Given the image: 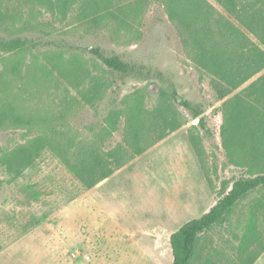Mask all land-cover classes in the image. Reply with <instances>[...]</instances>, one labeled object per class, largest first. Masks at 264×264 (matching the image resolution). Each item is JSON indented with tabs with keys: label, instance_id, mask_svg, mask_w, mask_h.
<instances>
[{
	"label": "rangeland",
	"instance_id": "374dc122",
	"mask_svg": "<svg viewBox=\"0 0 264 264\" xmlns=\"http://www.w3.org/2000/svg\"><path fill=\"white\" fill-rule=\"evenodd\" d=\"M15 36L38 46L0 50V264H171L170 233L214 204L222 182L244 173L241 154L230 155L221 133L222 105L234 92L219 99L198 71L167 0H0V38ZM94 46L131 71L107 69L88 51ZM172 89L201 109L204 127L170 100ZM112 107L144 110L146 118L156 108L174 111L183 123L89 189L47 149L20 175L6 169L16 148L37 137L122 143L123 115L104 134ZM257 201L264 205V189L200 238L202 260L234 255ZM253 213L262 229L264 208ZM262 254L254 264H264Z\"/></svg>",
	"mask_w": 264,
	"mask_h": 264
},
{
	"label": "trees",
	"instance_id": "16d2710c",
	"mask_svg": "<svg viewBox=\"0 0 264 264\" xmlns=\"http://www.w3.org/2000/svg\"><path fill=\"white\" fill-rule=\"evenodd\" d=\"M213 1L225 14L207 0H167V5L171 20L187 41L196 68L209 77L217 97L222 99L234 92L222 105V141L230 155L241 154L243 161L239 163L245 170L228 183L222 182L218 199L206 211L170 233L171 264H218L209 258L202 260L196 250L197 242L221 224L245 196L264 189V0ZM37 46L38 42L29 38H0L3 52L28 51ZM88 51L111 71L123 74L131 71L130 65L117 54H106L99 46ZM170 98L204 127L201 109L180 97L175 89ZM151 114V118L145 117L144 110L123 114L119 108L112 107L105 118L104 134L116 130L123 115L122 143L105 148L92 140L57 144L37 137L36 141L16 148L6 162V169L20 175L47 149L84 189H89L183 123L174 111L156 108ZM16 119L15 116V122ZM191 143L200 159L197 143L193 140ZM253 207L234 255L220 264H253L263 253L264 225L259 229L253 212L264 205L257 201Z\"/></svg>",
	"mask_w": 264,
	"mask_h": 264
},
{
	"label": "built area",
	"instance_id": "2783aa9c",
	"mask_svg": "<svg viewBox=\"0 0 264 264\" xmlns=\"http://www.w3.org/2000/svg\"><path fill=\"white\" fill-rule=\"evenodd\" d=\"M74 257H76V256H79L80 255V252H78V251H76V252H73V254H72ZM84 258V260H88L90 257H89V255H84L83 256Z\"/></svg>",
	"mask_w": 264,
	"mask_h": 264
},
{
	"label": "crops",
	"instance_id": "0c3cea01",
	"mask_svg": "<svg viewBox=\"0 0 264 264\" xmlns=\"http://www.w3.org/2000/svg\"><path fill=\"white\" fill-rule=\"evenodd\" d=\"M255 77H253L252 79H254ZM252 79H250V81L252 80ZM262 256H263V254L262 255H260L255 261H254V263L256 262V261H259L261 258H262ZM259 259V260H258ZM253 263V264H254Z\"/></svg>",
	"mask_w": 264,
	"mask_h": 264
}]
</instances>
